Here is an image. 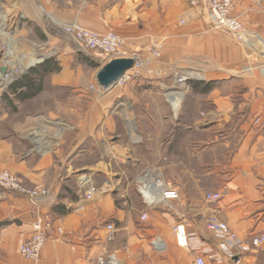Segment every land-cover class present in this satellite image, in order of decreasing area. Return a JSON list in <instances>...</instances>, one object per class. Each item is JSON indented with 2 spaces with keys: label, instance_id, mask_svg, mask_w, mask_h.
Returning a JSON list of instances; mask_svg holds the SVG:
<instances>
[{
  "label": "crops",
  "instance_id": "0c3cea01",
  "mask_svg": "<svg viewBox=\"0 0 264 264\" xmlns=\"http://www.w3.org/2000/svg\"><path fill=\"white\" fill-rule=\"evenodd\" d=\"M233 2V14L264 45V0ZM106 4L87 9L83 18L87 28L100 34L115 31L130 52L141 56L162 43L160 58L142 71L146 81L161 83L178 71L222 82L210 94L213 104L229 114V120L233 114H241L237 123L245 119L241 124L139 125L145 132L131 144L145 143L150 166L159 168L179 192L178 200L155 208L141 200L133 170L91 173L110 187L109 193L92 199L84 200L78 186H69L73 172L92 168V163H81L72 152L90 138L95 124L70 126L62 133L66 137L54 146L37 132L34 142L40 145L35 152L25 150L21 137L0 142V168L28 187L49 192L37 205L10 193L2 196L0 264H95L103 251L120 264H193L196 255L207 264L232 263L237 258L230 260L219 251L221 235L207 229L209 218L226 224L248 246L237 253L239 264H264V247H250L252 237L264 232V59L254 60L230 38L211 31L205 10L190 7L185 0H111ZM55 76L54 85H71L60 73ZM150 90L143 93L153 97L155 105L162 103V89ZM134 157L141 161L144 156ZM214 193L221 199L207 201L206 195ZM79 205L82 209H77ZM142 215L146 220H141ZM46 219L54 229L39 259L23 258L19 246L30 239L33 226ZM108 222L114 224L115 234L105 244ZM177 224H184L190 249L176 244L173 228ZM156 241L163 242L164 251L155 249Z\"/></svg>",
  "mask_w": 264,
  "mask_h": 264
},
{
  "label": "rangeland",
  "instance_id": "374dc122",
  "mask_svg": "<svg viewBox=\"0 0 264 264\" xmlns=\"http://www.w3.org/2000/svg\"><path fill=\"white\" fill-rule=\"evenodd\" d=\"M110 2L0 0V142L21 137L25 150L35 152L40 145L34 142L37 132L44 138V142L54 146L66 137L62 133L70 126L95 124L93 134L88 135L90 138L84 139L72 152V156L78 155L76 160L81 163H92V168L73 172L68 182L71 188L77 186L75 182L79 176L93 172L129 169L138 175L151 169L149 156L146 155L147 145L131 144L132 139L136 140L141 132H145L138 128L139 125L241 124L245 119L237 123L241 114H233L229 120V114H224L213 104L210 94L213 89L221 88L222 82L213 81L212 91L202 94L192 89V82H205L198 79L200 76L197 74L184 73L189 79L188 88L183 92L175 83L176 75L183 74L178 71L171 73L161 83L155 79L146 81L142 71L160 58L161 42L155 43L146 56L132 52L148 63L139 70L130 69L121 79V84L118 82L114 87H100L96 75L109 62V58L98 52L85 51L83 43L74 39V32L77 28L94 32L84 24L85 12L102 3L108 7L106 3ZM213 32L230 38L226 33ZM252 43L253 48L241 47L250 52L254 60L261 61L264 59V47L257 39ZM153 50H159V57H155ZM48 59L58 62L61 68L59 73L71 85H54L53 79L57 77L52 74L44 80L41 93L34 98L21 101L19 97L10 94L11 84L29 69ZM260 69H263L262 66ZM1 78L5 81L2 82ZM138 83H141L140 87H137ZM160 88L163 101L155 105L153 97L143 92L150 89L153 92L160 91ZM172 93L181 94L175 104L168 97ZM134 155L144 156L143 160H135ZM0 171L7 170L0 168ZM92 179L96 188L101 187V178L94 174ZM5 193L0 188V199Z\"/></svg>",
  "mask_w": 264,
  "mask_h": 264
},
{
  "label": "built area",
  "instance_id": "2783aa9c",
  "mask_svg": "<svg viewBox=\"0 0 264 264\" xmlns=\"http://www.w3.org/2000/svg\"><path fill=\"white\" fill-rule=\"evenodd\" d=\"M190 7H200L206 12V19L209 28L216 32L226 33L232 41L242 47L253 48L252 41L257 39L264 47L260 37L249 31L245 25L239 20L234 12L233 0H185ZM74 39L83 43L84 50L98 52L107 56L109 61L112 59L129 58L134 60L132 70L140 69L148 63L141 59L136 53L129 52L126 49L125 40L113 31H108L105 34H98L84 30L81 28L75 29ZM155 57H159V50H153ZM188 77L184 74H177L175 83L179 86L180 92L187 89ZM123 80L119 81L121 84ZM78 188L83 193V199H92L96 194H107L110 192V187L106 184L96 188L93 185L91 175H81L76 180ZM134 185L141 200L148 208L166 205L179 199V192L174 183L166 179L159 168H151L138 174L134 179ZM0 188L6 193L27 198L34 205L45 200L49 196V192L40 187H28L19 177L9 171H0ZM221 199L219 193L207 194L206 200L209 202H218ZM77 209H82L79 205ZM147 216L142 215L141 220H146ZM54 229L50 220L46 219L42 222H37L33 226V233L30 239L22 243L19 248V254L28 260H38L40 253L51 236V230ZM207 229L221 235L219 251L228 259L237 260L232 263L224 264H239L238 252L242 249H247V245L241 241L236 234L229 232L226 224L219 222L215 218H209L207 221ZM105 234L103 241L105 244L111 243L114 240L115 226L108 222L104 225ZM58 234H62L61 228L56 229ZM176 244L181 248L190 249L191 245L188 242L184 230V224H177L174 228ZM154 247L157 251L162 252L165 245L161 241L154 242ZM250 247H264V232L255 235L250 240ZM95 264H120L114 256L107 251H103L96 256ZM193 264H207L205 258L201 255L194 256Z\"/></svg>",
  "mask_w": 264,
  "mask_h": 264
},
{
  "label": "trees",
  "instance_id": "16d2710c",
  "mask_svg": "<svg viewBox=\"0 0 264 264\" xmlns=\"http://www.w3.org/2000/svg\"><path fill=\"white\" fill-rule=\"evenodd\" d=\"M60 70L58 62L52 59L45 60L43 63L29 69L25 75L11 84L9 92L15 97H19L21 101L34 98L41 93L44 80L49 75L59 73ZM191 84L193 91L207 94L212 91L214 82H192ZM56 207L58 209L60 205Z\"/></svg>",
  "mask_w": 264,
  "mask_h": 264
},
{
  "label": "water",
  "instance_id": "95a60500",
  "mask_svg": "<svg viewBox=\"0 0 264 264\" xmlns=\"http://www.w3.org/2000/svg\"><path fill=\"white\" fill-rule=\"evenodd\" d=\"M133 65V59H112L98 72L96 82L103 88L114 87Z\"/></svg>",
  "mask_w": 264,
  "mask_h": 264
},
{
  "label": "bare ground",
  "instance_id": "6f19581e",
  "mask_svg": "<svg viewBox=\"0 0 264 264\" xmlns=\"http://www.w3.org/2000/svg\"><path fill=\"white\" fill-rule=\"evenodd\" d=\"M1 81H5V79L1 78ZM169 100L172 102V104H175L178 97H181V94L178 93H172L168 95Z\"/></svg>",
  "mask_w": 264,
  "mask_h": 264
}]
</instances>
